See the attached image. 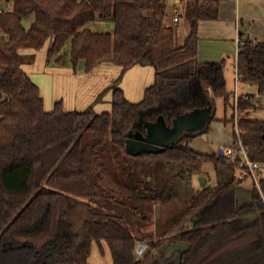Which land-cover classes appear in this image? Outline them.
I'll list each match as a JSON object with an SVG mask.
<instances>
[{
	"label": "trees",
	"instance_id": "obj_1",
	"mask_svg": "<svg viewBox=\"0 0 264 264\" xmlns=\"http://www.w3.org/2000/svg\"><path fill=\"white\" fill-rule=\"evenodd\" d=\"M222 1L185 0L189 31L177 45L179 23H166L163 0H0V264H89L94 244L102 253L106 244L112 264H264V176L260 192L252 182L250 202L240 203L238 184L249 178L236 179V162L191 147L209 125L169 147L136 155L126 150L128 135H144L146 122L214 107L216 99L231 109L233 122L225 62L197 61L198 24L217 20ZM31 15L26 29L22 21ZM96 18L111 19L113 32L85 27ZM41 49L55 67L80 66L85 73L102 63L120 67L105 90L111 109L67 112L58 101L46 112L38 86L22 69L34 60L22 50ZM134 66L154 69L138 103L127 101L119 86ZM236 72L239 82L257 88V95L237 98L238 133L249 159L264 164V121L249 117L264 111V41L240 35ZM205 163L226 168L231 178L193 188L189 176ZM172 168L186 176L180 197L172 198L174 180L165 175ZM156 203L173 207L160 215L157 235L168 237L157 241L150 234L134 237L122 217L104 210L127 206L141 223ZM143 240L149 250L136 259ZM172 243L187 249L165 257Z\"/></svg>",
	"mask_w": 264,
	"mask_h": 264
},
{
	"label": "crops",
	"instance_id": "obj_2",
	"mask_svg": "<svg viewBox=\"0 0 264 264\" xmlns=\"http://www.w3.org/2000/svg\"><path fill=\"white\" fill-rule=\"evenodd\" d=\"M173 1H175L174 4H177L176 6L178 7V9L174 8V11H180L182 16L184 3H186L185 0ZM177 21L180 23L181 17ZM240 35H243L244 38L250 41H264V0H224L220 3L219 18L217 20L200 21L198 24L197 61L199 63L224 61V77L226 78L225 71L229 67L233 72L235 85L238 82V86L240 83L236 75V56ZM21 53L25 56L34 55L33 62L31 64H23L22 69L33 83L38 86L46 112H50L58 101L62 102L63 108L67 112L83 111L89 106H92L98 114L111 109V93L105 92V90L120 75V67L112 63H102L97 65L91 72L85 73L82 68L74 71L70 66H46V49L39 51L22 50ZM153 81V68L134 66L123 73L119 85L127 101L138 103L142 100L145 89L153 84ZM225 81L227 90V80L225 79ZM252 87L243 83V85L241 84L238 87L242 91L236 93V95H257V88L253 89ZM236 88L237 86H235V90ZM227 92L229 94L232 93L234 97L233 92H229L228 90ZM101 94L102 98L98 102H95ZM207 107H210L211 117L214 116L217 122L222 121V118L216 119L217 110L215 103L214 107L206 105L199 109ZM257 111L251 112L249 117L251 118ZM226 112L225 110L224 118L227 117ZM261 112L263 113L264 111L261 110ZM260 117H264V114ZM230 118H232V115ZM209 121L205 127L207 125L210 126L211 121ZM236 173L237 171L234 173V176H236ZM243 184L244 181L238 184L237 198L239 201H244L242 204H246L251 200V190L249 191L248 199L245 200L247 193L244 195V192L241 191L243 187L239 188ZM249 217L255 216L252 214ZM94 245L90 255L91 258H89V264H93L91 262L93 258L94 264H100L98 258L95 257L97 256V250L94 249ZM98 250L100 249L98 248Z\"/></svg>",
	"mask_w": 264,
	"mask_h": 264
},
{
	"label": "rangeland",
	"instance_id": "obj_3",
	"mask_svg": "<svg viewBox=\"0 0 264 264\" xmlns=\"http://www.w3.org/2000/svg\"><path fill=\"white\" fill-rule=\"evenodd\" d=\"M163 3L167 6L168 16L166 19V23L169 26L175 25L172 16H174L176 13V11H174V8L178 9V7L176 6L177 4H174L175 1L173 0H163ZM186 6L187 4L184 3V9L182 11L183 13L181 16V21L178 25V36L176 40L177 45H180L188 34L189 16L187 14ZM32 20H33V16L32 15L28 16L25 19H23L22 25L26 29H28ZM85 27L92 32L112 33L114 29V24L111 19L96 18L93 22L86 24ZM65 50L66 53H68L69 42H67L65 46ZM51 63L52 61L46 64V66L51 67L52 65H54L53 64L54 62L52 64ZM78 68H80V66ZM225 76H226L225 79L227 80V90L229 92H233L234 94H236L242 91L238 87H240L241 84L243 85V83L239 82L240 85L238 86V82H237V85H235L233 72L231 69H229V67H227V70L225 71ZM235 86H237L236 90H235ZM252 88L256 89V87L254 86ZM215 104L217 110L216 119L222 118L221 119L222 121L217 122V120L215 119L212 120L210 122L209 130L196 137L194 141L191 143V147L195 151L202 154H208V155L218 154V148L223 149L226 146L230 145L232 142L233 122L230 121L231 119L230 117L232 115L231 109L227 110L226 112L227 117L224 118L225 109H224L223 101L221 99H216ZM261 113H262L261 110L257 111V113L253 114L251 118L257 120H264V117H260L262 114H264V112L262 114ZM179 173L180 172H178V168L175 170H173L172 168L165 171V175L172 178L171 180H174L173 182L175 187H174V196L172 195V198L176 197L175 195H178L180 197L187 190V185L184 182L185 180H182L183 177L186 178V176H184L185 173L181 172L180 175H178ZM260 174L264 175V169L260 172ZM189 178H190L191 186L195 189H199L200 187L206 185L208 187H215L218 184L226 182L228 179L231 178V176H230V172L226 168L222 166H220L219 168H215L212 163H205L199 166L198 168H196L192 172V174H190ZM201 179H205V183L202 186H201ZM251 185H252L251 179H247L246 181H244L243 185L239 186V188L243 187L248 190V191L245 189L243 190V188L241 189V191L244 192V195H246L247 193L246 195L247 198L245 200L248 199L249 191L252 190ZM256 187L260 190L259 184L258 186L256 185ZM261 197L263 196L261 195ZM239 202L242 203L244 201L240 200ZM171 208L173 207H169V205H166V208H162L159 207L156 203V206L153 207V209L151 210L150 213L147 214V216H144L143 222L141 223L137 220V217L134 214H132L130 210H128L127 206L116 207V208H112L111 210L108 209H104V210L111 212L112 214L118 215L119 217H122L124 224L131 230L134 237H137L142 234H150L152 236V239H154V241H157V240H162L165 237H168V235H166L165 237H161L157 234L160 230L159 226H161V224L163 223V219H161L160 215L166 214L168 211L171 210ZM140 244H143L144 246V250L142 252V256H143L144 253L149 250L148 240H143L138 242L137 246H139ZM94 249L97 250V254H96L97 256L95 257L98 258L100 264H112L109 250L106 244L103 245V253L100 250H98L96 244L94 245ZM173 255L174 252H172V254L169 257ZM91 262L94 264V258L93 260H91Z\"/></svg>",
	"mask_w": 264,
	"mask_h": 264
},
{
	"label": "water",
	"instance_id": "obj_4",
	"mask_svg": "<svg viewBox=\"0 0 264 264\" xmlns=\"http://www.w3.org/2000/svg\"><path fill=\"white\" fill-rule=\"evenodd\" d=\"M211 119L210 107L204 109H194L173 117L170 121L163 117H158L154 122L144 124L145 135H128L126 150L133 155L144 151L156 150L162 147L172 146L183 134L200 132L205 128L206 123ZM218 156L223 157L221 150ZM205 179H201L204 185ZM187 247L172 243L165 247L164 255L169 257L172 252L185 250Z\"/></svg>",
	"mask_w": 264,
	"mask_h": 264
},
{
	"label": "built area",
	"instance_id": "obj_5",
	"mask_svg": "<svg viewBox=\"0 0 264 264\" xmlns=\"http://www.w3.org/2000/svg\"><path fill=\"white\" fill-rule=\"evenodd\" d=\"M179 16L180 11H177L173 17L174 22H177ZM238 44H240V39L238 40ZM237 98L238 96L234 94V118L232 124L236 135V143L230 144L223 149L220 148L219 150H221L223 156H225L227 159L236 162V165L238 166V170L235 176L236 179H242L244 176H248V178L258 186L260 172L264 169V164L250 160L247 151L242 144L238 133V124L242 113L236 107ZM262 200L264 201V197H262ZM136 248V259H139L142 257L144 246L143 244H140L139 246H136Z\"/></svg>",
	"mask_w": 264,
	"mask_h": 264
},
{
	"label": "flooded vegetation",
	"instance_id": "obj_6",
	"mask_svg": "<svg viewBox=\"0 0 264 264\" xmlns=\"http://www.w3.org/2000/svg\"><path fill=\"white\" fill-rule=\"evenodd\" d=\"M154 121H155V120H154ZM154 121H153V122H154ZM134 130H135V129H134ZM135 133H136V132H135ZM138 134H139V133H138ZM132 135H134V134H132ZM139 135H140V134H139ZM144 135H145V133H144Z\"/></svg>",
	"mask_w": 264,
	"mask_h": 264
}]
</instances>
